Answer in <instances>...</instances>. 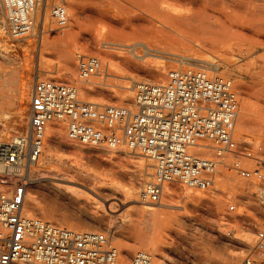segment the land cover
Listing matches in <instances>:
<instances>
[{
	"label": "rangeland",
	"instance_id": "obj_1",
	"mask_svg": "<svg viewBox=\"0 0 264 264\" xmlns=\"http://www.w3.org/2000/svg\"><path fill=\"white\" fill-rule=\"evenodd\" d=\"M113 1L48 0L47 5H44L39 11L40 16H38L34 32L24 37L11 36L7 32L0 4V91L7 92L3 97L5 99L2 100L3 103L5 101L3 107L6 104L4 107L6 111L4 110V113L9 121L12 124L17 122L20 110L25 107L16 96H13L24 77H29L32 80V90L37 78L55 79L76 83L79 87L81 100L133 108V100L131 104L126 101L121 104L104 97L100 93L101 88L92 91L86 89L85 86H90L89 82L91 81L95 85L108 86L112 90H118L122 82L134 80L131 82V92L135 97L134 82L161 83L166 80L167 75L161 78L163 67L169 66L168 71H171L205 64L215 68L216 76L230 79L233 83L239 102V113L235 123L236 138L255 148L259 146L263 148L262 157L253 159L249 165L254 167L260 161H264V31L260 34L247 31L243 37L226 35L216 38L211 45L207 41L201 43L205 38L188 33H185L184 37L183 33L178 34L171 30L167 34L146 33L145 31L138 33L139 31L133 32L122 27L118 15L123 9L117 6L118 1ZM177 3L178 7L184 5L183 1ZM43 41L47 48L41 49ZM127 43L130 44L128 49H132L134 46L135 50L144 54L137 63L127 61L128 53H125L126 50L123 49V47L126 48L124 44ZM153 47L158 48V51H153L155 50ZM147 48H151V51L147 52ZM66 50L72 54L70 61L64 55ZM80 52L81 54L85 53L81 55ZM118 53L122 55H118ZM80 55L99 57L103 62L104 72L81 82L78 78L77 66L76 69L72 67L74 66L73 57H76L77 65ZM41 58L42 63L40 62ZM62 68L72 70V75L58 76L62 72ZM32 90L27 104V119ZM98 91H100L99 94ZM10 92L13 97L9 98ZM7 96L8 101L6 102ZM14 97L15 101L12 99ZM244 104L250 108L247 110L249 113L242 109ZM243 110L246 114L243 113ZM27 122L28 120L25 124H14V129L8 138L14 133L24 132L28 126ZM59 124L62 126L60 127ZM59 127L63 129V136H66L64 123L53 122L48 126L43 156L38 166L34 168L36 179L29 191L39 196L41 204L45 207V212L40 213L39 210L32 212L28 206L29 198L26 205V213H30L29 216H39L55 223L47 216L53 215L83 224L89 222L86 218L96 217L100 221L98 227L72 229L107 232L112 238L113 245L121 253L120 261L122 263H128L131 257L126 255L125 249L134 246L137 247L134 253L138 251L151 253L154 256L153 264H241L248 248L256 244V228L264 225V220L260 219V216L264 217V207L258 202L257 188L253 183L241 178L232 170L231 159L228 161V166L220 168V174L213 191L185 189L181 185L173 183L166 187L160 201L152 204L143 203L139 196L141 188L144 183L151 180L154 173L153 162L150 159L131 153L123 145L117 147L120 149L81 146L86 152L73 154L57 144L50 145V137L60 135ZM64 138L66 142L71 143L66 137ZM103 150L111 152L105 153ZM96 158H99L100 162L96 161ZM139 159H145V162L150 165V174L146 180L140 182L136 200L134 198L128 202L122 195L124 194L122 190L126 189L127 183L117 179L113 171L125 170L128 163ZM135 172H130L132 178L138 177V173ZM110 181L119 183L118 193H112L101 187L106 182L109 184ZM51 183L73 189V192L70 191L74 195L64 197L50 188ZM184 190L195 193L190 198H184ZM170 201L180 202V205L178 207L169 206L168 202ZM231 204H236V211H229ZM145 210L150 211L147 217L150 223L146 224L144 228L148 236L151 237L153 230H160L162 227L165 241V246H162L164 255L162 251L150 249L147 243L140 244L135 227L141 217L146 215ZM176 213L181 214L178 216ZM156 217L163 222L158 224L156 221L155 223ZM155 224L157 225L155 226ZM250 226L254 228V239L251 244H245L239 236L244 234ZM64 227L67 225L65 224ZM234 251H239L242 254L241 258L235 261L228 258L229 254Z\"/></svg>",
	"mask_w": 264,
	"mask_h": 264
},
{
	"label": "built area",
	"instance_id": "obj_2",
	"mask_svg": "<svg viewBox=\"0 0 264 264\" xmlns=\"http://www.w3.org/2000/svg\"><path fill=\"white\" fill-rule=\"evenodd\" d=\"M48 0H0L7 32L29 36L37 14ZM104 72L95 55L78 59L80 81ZM134 106L101 104L79 98L76 83L37 78L33 85L24 132L0 144V264H153L146 251L134 253L128 263L107 232L64 227L26 213L27 194L34 184L47 142L50 123H64L69 142L115 149L153 162L154 173L140 191L143 203L161 200L167 186L213 191L222 166H228L257 188L264 207L263 148L239 141L235 123L239 102L230 79L215 68L198 64L169 71L164 82L137 81ZM247 161V162H245ZM231 204L230 212L236 211ZM256 244L241 264L264 263V225L256 228Z\"/></svg>",
	"mask_w": 264,
	"mask_h": 264
},
{
	"label": "bare ground",
	"instance_id": "obj_3",
	"mask_svg": "<svg viewBox=\"0 0 264 264\" xmlns=\"http://www.w3.org/2000/svg\"><path fill=\"white\" fill-rule=\"evenodd\" d=\"M114 1H118L117 6L121 7V9H123V11L120 13V15H118V18L121 20L122 27L124 29H130L133 32L139 31L138 33H140V31H143V33H144V31H145L146 33L147 32L148 33L149 32H152V33H154V32L159 33L160 32V33L167 34V33H169V30H171V31L178 32V34L183 33L184 37H185V33H188L190 35L192 34V35L202 37L203 39L205 38L204 41H201V38H200L201 43L202 42L204 43L205 41H207V43L209 42V44L211 45V44H213V41L216 38H221V37L226 36V35L243 37L245 35V32H247V31L254 32L257 34H260L264 31V0H114ZM180 1L184 2L183 7H182V5L179 7L177 6V4H178L177 2H180ZM217 6H220V8H217ZM105 15H107V14L105 13ZM38 16H40V12L37 14V22H38ZM114 17H116L115 14H114ZM37 22H36V25H37ZM166 36H168V35H166ZM180 38H179V40H180ZM188 38H191V37H188ZM176 41H177V38H176ZM178 42H180V41H178ZM191 42H192V40H191ZM129 43H130V41H129ZM129 43L124 44L126 46V48L123 47V49L126 50L124 52L128 53V56H126V55H124V56H126L127 61H134L135 63H137L138 60L142 59V56L144 54L142 55L139 53L141 51L135 50V47L133 46V44H131L133 46V48L128 49L127 47L130 46ZM122 46H123V44H122ZM201 46L203 47V44H201ZM171 47H173V46H171ZM42 48H47L46 44H44V41H43V44L41 46V49ZM153 48H152V50H153ZM120 49H121V47H120ZM154 49L155 50H153V51H156L158 48H154ZM231 49L233 50V47H231ZM149 50L151 51V48H149L147 50V52H150ZM84 53H82V54H84ZM120 53H122V52H120ZM120 53H118V55ZM130 53H131V55H130ZM80 54H81V52H80ZM64 55L66 56V58H68L69 61L71 60L70 56L72 54L70 53V51L66 50L64 52ZM120 55H122V54H120ZM73 58H74L73 59L74 66H72V67L74 69H76V66H77L76 65V57H73ZM7 59H8V57H7ZM40 62L42 63V58H41ZM168 67H163V71L161 73V78H163L164 75H167L169 73ZM63 70H62V72L59 70L61 73H59V74L57 73L58 76H60V77L71 76L73 73L72 70H69V69H66L64 71ZM22 77H24V76H22ZM39 77H40V75H39ZM133 81H131V82H133ZM131 82H129V81L128 82L126 81L125 83L122 82V84L119 85L118 90H112L108 86H98V85H95L94 83H92L90 81L89 83L91 85L85 86V88L88 90L90 89L92 91H96V89L101 88V92L98 91V94H99V92L102 93V95H104V97L110 99L111 101H115V102L117 101L120 103L126 101L129 104H131V102L133 100L132 103L134 104V99H133L134 97H133V94L131 92V90H132V88H131L132 83ZM0 89H1V87H0ZM31 90H32V80L29 77L22 78V83L20 84V87H18L17 90L14 91L15 95H13V96H16L17 99H19L18 101H20L22 106H25V107L23 108V110H20V115H18V117H17L18 118L17 122H13L14 124H25L26 121L28 120L27 116H26V110H27V104L29 101V96H30ZM6 93H5V91L4 92L2 90L0 91V143L4 142L6 139H8V136L10 135L11 131H13L12 129H14V126H13L14 124H12L11 121H9V118H7L6 114L4 113V110H5L4 107L6 104L3 107V104L5 103V101L3 103V100L5 99V98L3 99V97L6 96L5 95ZM10 93H11L10 94L11 96H9V98L13 97L12 92H10ZM6 98H7V100H6V102H7L8 96ZM12 99L14 100L15 97ZM18 101H16V102H18ZM242 109H245V111L248 112L247 110H249L250 108L248 107L247 104H244ZM245 111L243 113H245ZM245 114L243 115L244 117H245ZM12 119H13V116H12ZM61 126L62 125H60V127ZM60 127L58 128L60 131V135L51 136L49 139L50 145L57 144L58 146L66 149L67 151H69L73 154H75V153L77 154L79 152L81 154V153L86 152V150L84 148H82L81 146H77V145L66 142V140L64 138L66 136H63V134H62L63 129ZM117 149H120V148H117ZM103 151H105V153L111 152V151H106V150H103ZM93 158L95 159V157H93ZM96 159H97L96 161L100 162L99 158H96ZM136 159H138V158H136ZM51 170H53V169H51ZM131 171H136L138 173L137 174L138 177L132 178L130 175ZM113 172L116 175L117 179H120V180L125 181L127 183L126 189L122 190L124 193L122 195H124V197L126 198L125 199L126 201L128 200V202H131L134 198L136 200V195H137V192L139 190L140 182L142 183L144 180H146V177L149 176L150 165H148L145 162V159L144 160L139 159V160H134L131 163H128L127 169H125V170L124 169L114 170ZM107 183L108 182H106V184L103 183L105 185H103L101 187L108 189L112 193H116L118 191V187H119L118 182L110 181L109 184H107ZM45 186H46V184H45ZM97 187H100V186H97ZM50 188H53L54 191L60 193L64 197H72L74 195V193H72L73 189H68V187L64 188V186H61V184L58 185L55 183H51ZM119 189H122V188H119ZM185 189H187V188H185ZM194 193L195 192H192L190 190H187V191L184 190V198H190L194 195ZM29 198H30V200H29ZM27 200L30 201V203H28V206H29V209L32 210V212H35L37 210H39L40 213L45 212V207H44V205L41 204V201H40L39 196L37 194L28 192L27 199H26V205H27ZM168 203H169V206L174 205V206L178 207V205H180V202L176 203V202L170 201ZM174 206H172V207H174ZM149 212L150 211L145 210L146 215L145 216L143 215L144 216L143 218L141 217L139 223L135 227V231L137 232V236L139 237L140 244L143 245L144 243H147L150 249L155 250V251H162V253H163L164 249L162 248V246H165L164 245L165 241H164V234L162 232V227H160V230H155V231L153 230L151 233V235H152L151 237H150V235L148 236L147 232L144 230L146 224L150 223V221L147 218L149 216ZM184 214L186 215V213H184ZM47 216H48V219H51V221L53 220V222H55L61 226H65V224H66L67 227H71V228H77V229H86V228H91V227L96 228L100 225V221L98 219H96V217L86 218V219H88L89 222L87 224L86 223L83 224L80 222L69 221V220L64 219V218H58V217H55L53 215H47ZM260 219L264 220V217L260 216ZM156 221H158V224L163 222L162 220H159L157 217L155 219V223H156ZM166 224H168V223L166 222ZM156 225L157 224H155V226ZM86 231H90V230H86ZM253 232H254V228L252 226H250L244 234L239 236L241 241H243V243L245 242V244H251L253 242V239H254L253 238ZM136 248L137 247H134V246L126 248L125 249L126 255L128 257L132 256V254L134 253ZM163 255H164V253H163ZM241 255H242L241 252L234 251V252L229 254L228 258L230 260L235 261V260L240 259ZM165 258H166V255H165ZM216 264H218V263H216Z\"/></svg>",
	"mask_w": 264,
	"mask_h": 264
}]
</instances>
